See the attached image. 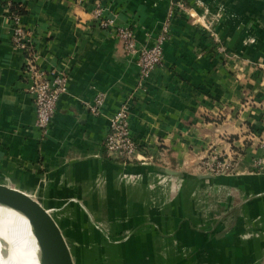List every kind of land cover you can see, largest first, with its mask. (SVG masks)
<instances>
[{
  "label": "crops",
  "instance_id": "0c3cea01",
  "mask_svg": "<svg viewBox=\"0 0 264 264\" xmlns=\"http://www.w3.org/2000/svg\"><path fill=\"white\" fill-rule=\"evenodd\" d=\"M103 2L139 45L168 26L147 81L89 1L0 0V182L99 225L121 264H264V0ZM13 12L36 61L69 75L46 130L28 57L11 44ZM122 106L139 148L129 164L105 146Z\"/></svg>",
  "mask_w": 264,
  "mask_h": 264
},
{
  "label": "built area",
  "instance_id": "2783aa9c",
  "mask_svg": "<svg viewBox=\"0 0 264 264\" xmlns=\"http://www.w3.org/2000/svg\"><path fill=\"white\" fill-rule=\"evenodd\" d=\"M79 1H89L92 4L94 15L101 27H114L115 35L122 42L126 54L136 58L140 82L147 81L163 60V45L169 37L168 26H165L153 45L149 47L139 45L131 27L118 24L115 16H104L106 9L103 0ZM179 3L184 7L183 1ZM9 17L14 24L11 35L12 47L14 50L22 51L29 60L23 72L29 83L27 91L35 103L36 124L39 128L46 130L56 113L60 97L68 90L69 75L65 68L42 67L35 58V46L31 39L32 31L20 24V14L13 12ZM104 103L105 97L100 94L96 96L92 104L87 105L93 114L99 115ZM129 116L130 111L127 106H122L112 115L105 146L108 152L116 154L118 158L131 160L137 157L139 148L130 133Z\"/></svg>",
  "mask_w": 264,
  "mask_h": 264
},
{
  "label": "water",
  "instance_id": "95a60500",
  "mask_svg": "<svg viewBox=\"0 0 264 264\" xmlns=\"http://www.w3.org/2000/svg\"><path fill=\"white\" fill-rule=\"evenodd\" d=\"M0 203L27 216L37 242L48 249L47 263L75 264L65 234L69 225L60 208L47 206L36 194L3 182H0Z\"/></svg>",
  "mask_w": 264,
  "mask_h": 264
},
{
  "label": "bare ground",
  "instance_id": "6f19581e",
  "mask_svg": "<svg viewBox=\"0 0 264 264\" xmlns=\"http://www.w3.org/2000/svg\"><path fill=\"white\" fill-rule=\"evenodd\" d=\"M27 216L0 203V264H49Z\"/></svg>",
  "mask_w": 264,
  "mask_h": 264
},
{
  "label": "rangeland",
  "instance_id": "374dc122",
  "mask_svg": "<svg viewBox=\"0 0 264 264\" xmlns=\"http://www.w3.org/2000/svg\"><path fill=\"white\" fill-rule=\"evenodd\" d=\"M116 159H121L126 164L134 163L136 160V158L131 160L126 158ZM143 161L147 162L149 161V158ZM217 169V166L212 164L209 171L216 172ZM72 218H67L69 227L65 230V234L70 243V249L75 264H121V262H117L119 260L118 257L111 256L110 253L114 252V250H111L109 246L107 247L103 243V235L109 238V233L106 235L105 231L96 224L95 226L98 228V231H89L87 228L79 226L75 220H72Z\"/></svg>",
  "mask_w": 264,
  "mask_h": 264
},
{
  "label": "trees",
  "instance_id": "16d2710c",
  "mask_svg": "<svg viewBox=\"0 0 264 264\" xmlns=\"http://www.w3.org/2000/svg\"><path fill=\"white\" fill-rule=\"evenodd\" d=\"M15 11H17V12H19V13L21 12L20 9L18 10V7H15Z\"/></svg>",
  "mask_w": 264,
  "mask_h": 264
}]
</instances>
